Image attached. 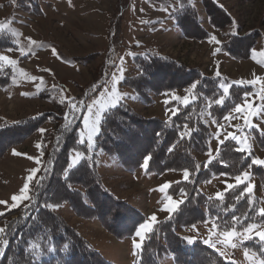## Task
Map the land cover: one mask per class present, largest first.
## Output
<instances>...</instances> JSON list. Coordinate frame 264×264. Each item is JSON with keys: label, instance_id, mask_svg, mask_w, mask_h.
I'll return each mask as SVG.
<instances>
[{"label": "rangeland", "instance_id": "374dc122", "mask_svg": "<svg viewBox=\"0 0 264 264\" xmlns=\"http://www.w3.org/2000/svg\"><path fill=\"white\" fill-rule=\"evenodd\" d=\"M12 1L0 0V32L6 33L14 46L13 49L2 51V56H8L17 61L14 66H10L14 75L12 84L0 90V125L17 122L47 111L54 113L56 118L46 119L44 123L27 134L23 141L11 147L6 148L14 142L9 143L7 137L0 138V147L3 146L1 150L6 148L3 153L0 150V201L7 202L0 203V213H4L0 216V228H5L10 221L19 219V214L30 204V200L13 201L12 197L22 195L21 189L25 183H29L28 195L33 196L41 172L46 168L44 155L49 153V145L53 146L56 142L54 140L57 136L56 132L62 131L66 119L71 121L72 126L74 125L71 118L73 113H76V117L80 115L79 136L83 132L85 140L87 139L83 116L88 113L84 105L92 103L93 99L106 102L111 97L113 77L116 78L117 92L123 97L122 102L129 105L137 114L160 122L175 115L173 113L177 108L171 102L184 103L183 97L190 95L186 92L188 87L174 88L160 95L144 92L152 99V104L148 105L138 101L132 90L122 86L124 78L135 73L132 64L134 54L146 51L161 53L178 60L189 69L199 68L208 76L219 73L241 84L255 86L254 94L251 92L246 94V99L251 101L240 102V104H251L252 107L244 108L240 114L238 120L243 123L237 124L235 134L231 125L230 127L226 125L225 131H221L223 129L218 131L209 119L204 118L208 125L210 123L209 127L215 135V138L209 141V150L211 149L213 157L218 143L217 133L221 140L229 134L236 135L241 141L247 137V146L251 148V151L254 150L249 138L252 127H248L245 120L250 121L251 124L255 123L260 129L259 132L264 133V110H262L264 100L260 98L264 96V0H215L236 21V26L240 28L239 34L252 32L246 37L255 36V45L251 50L250 58L238 61L231 60L225 53L217 52L219 44L212 42L211 38L205 41L183 38L174 28L173 21L169 19L170 13L177 8L173 0H129L123 9L118 4L119 0H38L43 11L57 10L58 12V17L52 14L42 18L12 10L13 6L10 5ZM189 1L196 8L201 25L211 34V37L215 36L219 42L223 41L222 35L226 31L217 32L211 29L199 0ZM31 41L35 43H30ZM22 51L25 54H22ZM90 56L94 57L91 61H87V64L77 61ZM75 59L76 61H73ZM2 63L8 65L5 61ZM100 68L102 74L99 76L96 74ZM173 73H177L180 77H189L185 76L184 69L164 65L159 78L151 77L150 81L159 88L163 84H170L171 87L167 89H171L173 81L165 78ZM160 76L165 77L164 80L160 79ZM250 81H256V83H247ZM173 96L179 99L174 100ZM77 98H80L77 102L83 103H80V107L78 106V111L74 110L72 114H69L70 107L76 109L74 99ZM41 129L44 130L43 133ZM93 135V148L88 151V154H97V175L104 186L119 199L125 200L142 211L147 216L146 221L152 215L157 217V221L169 216L173 211L169 213L162 210L168 197L166 190L162 193L159 189L165 183L171 182L170 185H173L182 181L183 171H171L152 176L146 175L143 169L132 174L126 173L114 159L102 152H95L97 134ZM72 136L73 133L66 130L62 139L58 141V148L60 149L62 143L68 144ZM152 138L150 135L149 139ZM196 139L194 143L198 151L194 155L192 153V156H196L199 160L206 157L210 159L199 146V139ZM135 142L134 145L138 147L141 145L140 140ZM46 144H48L46 152L41 153ZM37 145L40 147L38 148ZM256 151L257 156L253 155V158L264 159V147L256 148ZM14 152L19 155H14ZM160 152L163 153L162 150ZM71 154L75 156V152ZM130 154L133 158L136 152L133 150ZM171 157L169 155L164 158L165 166L171 163ZM33 169L38 171L33 180L28 181L27 177L32 175ZM244 172L248 173V177L242 184L252 186V193H249L251 199L255 201L257 198L258 209L264 208L258 177H252L249 169ZM226 183L235 184V180L225 176L215 177L201 186V192L207 197L215 198L217 192L225 191ZM72 188L79 189V186L73 185ZM58 193L63 194L60 190ZM172 199L174 202L182 200L180 197ZM14 203L16 206L12 207ZM58 204H60L59 198ZM118 207L121 209V206ZM52 210L58 218L62 219V223L69 228L71 234L87 240L106 260L112 264H132L133 252L137 250L133 249V242L140 241L136 233L133 238L119 242L95 221L89 222L82 216L75 215L67 204ZM223 231L213 228V222L206 221L185 229L183 237L193 238L208 247L209 243L215 244V248H210L225 261L234 264H254L256 259H261L257 254L255 257L252 255L253 247L248 244L252 239L260 241L255 233L264 231V223L257 224V228L251 234L253 238L249 240L243 238V229L235 230L240 235L231 241L224 239ZM258 246L260 251H264L263 244ZM246 250L249 253L248 258L244 255ZM88 264L94 263L89 261ZM164 264L173 263L167 260Z\"/></svg>", "mask_w": 264, "mask_h": 264}, {"label": "trees", "instance_id": "16d2710c", "mask_svg": "<svg viewBox=\"0 0 264 264\" xmlns=\"http://www.w3.org/2000/svg\"><path fill=\"white\" fill-rule=\"evenodd\" d=\"M128 2L129 0H119L118 4L123 9ZM199 2L205 12L208 25L217 32L226 31L222 35L223 41L219 42V52L225 53L231 60L249 59L255 45V36L252 35L251 39L246 36L252 32L239 34L240 28L236 26V21L215 0H199ZM173 3L177 5V8L170 13L169 19L173 21L175 29L183 38L195 41H205L211 38V34L201 25L198 12L189 0H173ZM10 5L13 6L12 10H19L33 16L39 17L44 14L38 0H13ZM233 32L236 35H233ZM13 48L10 37L0 32V56H2V51ZM92 57L94 56L80 58L77 61L87 64ZM132 64L135 73L124 78L123 86L135 92L138 101L148 105L152 104V99L144 92L160 95L165 91L186 88L193 82H198L197 99L190 101L187 106L184 103L172 101L171 103L178 111L169 119L160 122L142 117L129 105L121 102L120 106L111 110L107 119L102 121L101 131L95 137V152L100 151L114 159L121 170L126 173H133L140 169L144 157L148 155L151 156V160L147 169H143L147 175H161L185 168L190 170L188 181L184 180L170 185L167 190L168 196L171 197L184 194L183 202L178 204L177 209L169 217L156 222L154 230L143 241V249H137L133 264H162L167 258H172L174 264H232L226 262L200 241L188 245L179 232L208 220L218 224L220 230H230L233 229L232 216L240 218L235 229H241L248 223L264 222V217H260L256 211L251 210L257 209L256 205H251L250 209V196L246 192L239 200L235 199L240 191L246 188L245 184L224 192L222 201L206 197L199 189L200 184L209 181L213 176L222 174L234 178L235 175L250 167L251 175L258 177L261 183L264 200L263 167L252 165L248 156L234 151L236 145L230 140L221 145L220 154L207 167L196 156H192V153L194 155L198 151L194 143L196 138L199 139V146L204 154L209 151V141L212 139L210 123L218 124L225 116H229L235 104L242 102L246 94L251 92V88L246 84H237L236 81L222 75L208 76L199 68L189 69L178 60L153 51L134 54ZM163 64L184 69L185 76L189 77H180L177 73L167 78L160 76V79H170L174 84L171 89H167L171 87L170 84H163L159 88L150 80L151 77L159 78V73L163 72ZM101 74L102 69L100 68L96 75ZM13 79L11 67L0 61V90L11 85ZM220 83L230 85V94L225 98L223 106L212 103L209 107L210 100L214 101L223 95L219 87ZM74 100L76 101L75 108H77V105L80 106L77 102L80 98ZM48 118H56V115L47 111L17 122L4 123L0 125V135H2L0 138L7 137L9 143L14 142L6 148L16 145ZM204 118L209 119V125ZM72 119L74 125L71 124L70 130L62 126V131L56 132L57 136L54 139L56 142L53 146L49 145V153L44 155L46 159L44 164L48 172L47 174L44 171L41 172L30 204L19 214V219L10 221L5 226L6 233L3 235L7 244L0 243V248L3 249L0 251V264H88L89 261L94 264H112L104 259L87 240L71 234L69 228L62 223V219L53 213V208L44 206L58 204V198L60 199L59 206L67 204L75 215L82 216L88 221H96L118 241L134 237L137 228L146 221L140 211L125 200L119 199L104 186L97 175V154L89 155L86 145L78 142L81 129L80 115L76 117L74 113ZM185 123L194 129L191 139L181 140L170 153L169 146L179 139L177 126L182 127ZM66 130L69 133L72 132L73 136L68 144H60L59 149L58 141L62 139ZM12 134L15 135L12 136ZM150 135L153 137L151 140ZM253 137L259 148L264 147V133L254 131ZM137 140L141 141L139 147L134 145ZM47 146L48 144L43 146L44 151L42 150L41 153L46 152ZM6 148H3L1 153ZM73 149L84 151L87 158L65 177L63 170L68 163L69 154L74 152ZM133 150L136 154L132 158L130 153ZM161 150L163 153L160 152ZM169 155L174 157H171V163L165 166L164 158ZM197 165H199L198 169ZM73 185H78L79 189H73ZM59 190L63 194L58 193ZM118 206H121V209ZM225 208L228 210L225 211ZM33 243L38 247L28 254L26 250ZM65 244H67L66 249Z\"/></svg>", "mask_w": 264, "mask_h": 264}, {"label": "snow or ice", "instance_id": "6c2138e0", "mask_svg": "<svg viewBox=\"0 0 264 264\" xmlns=\"http://www.w3.org/2000/svg\"><path fill=\"white\" fill-rule=\"evenodd\" d=\"M233 35H236L235 32L232 33ZM211 41L216 43V44H219V41L216 39L215 36L211 37ZM30 43H35L34 41H31ZM217 52L219 51V49L216 50ZM22 54H25L23 53L22 51ZM215 54V52L213 53ZM0 61H5L9 66H14L17 61L15 60H12L10 59L8 56H0ZM217 76H219V73H217ZM122 79V77H121ZM116 78L113 77V83H112V87H111V97L105 102V101H97L95 99H93L92 103L90 104H86L84 105V107L86 108L87 110V113L88 115H84L83 116V123H84V127L85 129L87 130V139L85 140V137H84V133L82 132L78 138V142L81 144V145H84L86 144L87 146V150L88 151H91V149L93 148V139H94V135L93 134H99V132L101 131V127H102V121L106 120L107 119V116H108V113L119 107L121 102H122V99L123 97L118 94L117 92V87H116ZM237 84H239L240 82H236ZM247 83H253L255 84L256 81H250V82H247ZM219 87L222 89V93L223 95H220L218 98L214 99L213 100H210L209 101V107L212 106V103H215L216 105H219V106H223V104L225 103V98L230 94V85H227L225 83H220L219 84ZM198 88V82H193L187 89H186V92L189 93L190 95H185L183 97V102L185 104V106H187L190 101L192 100H196L197 99V95H196V90ZM107 91V90H106ZM22 95H24V93H22ZM262 100H264V96H261L260 97ZM173 99H179L178 97H175L173 96ZM80 103H83V102H80ZM79 105H77L78 107ZM252 107L251 104H240V103H237L235 104L234 106V111L239 114L242 112V110L244 108H250ZM74 108H71L69 109V114H72L74 112ZM176 111L178 110H174V113L173 114H176ZM67 115V114H66ZM211 115V113L209 112V116ZM232 118H235V117H232ZM225 120H229L230 117L229 116H225L224 117ZM215 122V121H213ZM245 124L248 126V127H256V125H253L251 124L250 121H247L245 120ZM178 127V137L179 139L171 146H169L168 148V151L171 153L174 148H175V145L177 143H179L181 140H184L185 138L187 139H191V135H192V132L194 131V129H191L189 127V125L187 123H185L182 127L181 126H177ZM65 128L66 129H69L71 128V121L70 120H67L66 119V122H65ZM43 129H41V132L43 133ZM159 135V133H158ZM217 148H216V154L219 155L220 152H221V145H224L225 144V141L231 139L233 141L236 142V147H234V151L236 152H241V153H247L248 155H251V148L247 146V137H245V140L244 141H241L240 139L237 138L236 135L234 134H229L227 136H225V138L223 140H221L219 138V133H217ZM241 144H244L245 146H240ZM37 147L39 148L40 145H37ZM72 151L75 152V156H73L71 153L69 154V157H68V163L65 167V169L63 170L64 171V175L65 177H67V175L69 174V172L78 167L87 157H86V153L84 151H80L78 149H73ZM14 155H19V153H13ZM210 157V159L208 160V162L205 164V167H207L208 164H210L212 162V159H214L215 157H213L211 155V150H209V152L207 153ZM30 159H32L31 157H29ZM151 160V156L148 155V156H145L144 159H143V162L141 164V168L143 169H147L148 165H149V162ZM37 163H39L37 161ZM251 164L252 165H260V166H264V159H258V158H253L251 160ZM199 168V165H197V169ZM38 171V169H33L32 170V175H29L27 177V180L28 181H32L33 180V177L35 175V173ZM173 171H175V169H173ZM183 171V178L185 181H188L189 178H190V170L188 168H185L182 170ZM44 172L45 174H47L48 172V169L45 168L44 169ZM248 177V173L247 172H241L237 175L234 176V180H235V184H232V183H226V186H225V192L229 191V190H232L234 188H236L237 186H239L240 184L244 183L245 182V178ZM170 183H165L164 185H162L159 189L160 192H165L166 189H168L170 187ZM252 186L251 185H248L246 186L245 189H242L239 193V195H237L235 197L236 200H239L242 196H244L245 192L247 193H252ZM30 191V187H29V183H25L23 185V188L21 189V193L22 195L21 196H16L14 195L12 197V200L13 201H17V200H31L32 197L30 195H28ZM211 199V198H210ZM224 199V193H221V192H217L215 194V200L217 201H222ZM183 201H179V202H174L172 197L171 196H168L167 197V201H166V204H165V207L162 209L164 211H167L169 213H171L172 211H174L176 209V207L178 206V203H181ZM0 203H4L6 204L7 202L5 201H0ZM250 209H251V205H252V202L250 201ZM15 203L12 205V207H15ZM45 207L47 208H55V207H59L58 204H46L44 205ZM228 209L225 208V211H227ZM251 210H254L257 212V214L260 216V217H264V208H259V209H251ZM4 215V213H0V216ZM247 218V217H245ZM216 219L218 220L219 217L217 216ZM240 218L239 217H236V216H232V222H233V229H235V226L237 224V222H239ZM157 222V217L155 215H152L148 218V220L144 223H142L140 226H139V229L136 231V236H138L140 238V241L139 242H133V249H143V241L145 239V237L154 230V227H155V224ZM220 226L216 223H213V228H219ZM257 228V224L256 223H248L246 227L243 228V238L245 240H249V239H252L253 236L251 235L254 230ZM6 233V228H0V243L2 244H7V240L4 238V235ZM222 235L224 237L225 240L227 241H231L234 237H236L237 235H240V233H238L237 231L235 230H224L222 232ZM255 235L258 237V239L260 241H264V231H259V232H256ZM182 239L188 244V245H193L196 241L193 239V238H189V237H182ZM205 243H209L208 241H205ZM233 247H235V245H232ZM37 245L36 244H30L29 246V249L26 250V252L28 254H31V252H34L36 249H37ZM209 247H212V248H215V244H210L209 243ZM64 248L66 249L67 248V244L64 245ZM3 249L0 248V251H2ZM51 250V249H49ZM133 255L135 256L136 255V252L134 251L133 252ZM245 258H248V251L246 250L245 253ZM252 255L255 257L256 256V253H252ZM254 264H264V259H256L254 261Z\"/></svg>", "mask_w": 264, "mask_h": 264}, {"label": "crops", "instance_id": "0c3cea01", "mask_svg": "<svg viewBox=\"0 0 264 264\" xmlns=\"http://www.w3.org/2000/svg\"><path fill=\"white\" fill-rule=\"evenodd\" d=\"M200 3V2H199ZM201 5V4H200ZM202 7V6H201ZM203 9V8H202ZM204 11V10H203ZM43 16H39L38 18H42V17H46V16H48V15H52V14H55V16H57L58 17V12H57V10H53V11H50V10H47V12H45V11H43ZM56 21V20H55ZM57 23H58V19H57ZM208 24V23H207ZM209 26V25H208ZM210 27V26H209ZM211 28V27H210ZM212 29V28H211ZM177 31V30H176ZM177 32H179V31H177ZM223 125V124H222ZM224 125H228L229 126V124L227 123V124H225V122H224ZM231 125V124H230ZM263 132H264V130H263Z\"/></svg>", "mask_w": 264, "mask_h": 264}, {"label": "bare ground", "instance_id": "6f19581e", "mask_svg": "<svg viewBox=\"0 0 264 264\" xmlns=\"http://www.w3.org/2000/svg\"><path fill=\"white\" fill-rule=\"evenodd\" d=\"M183 17H184V16H183ZM250 38H251V37H250ZM250 38H249V39H250ZM246 39H247V38H246ZM151 60H152V59H151ZM151 63H152V62H151ZM16 217H17V216H16ZM26 222H27V221H26Z\"/></svg>", "mask_w": 264, "mask_h": 264}]
</instances>
